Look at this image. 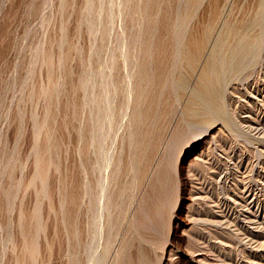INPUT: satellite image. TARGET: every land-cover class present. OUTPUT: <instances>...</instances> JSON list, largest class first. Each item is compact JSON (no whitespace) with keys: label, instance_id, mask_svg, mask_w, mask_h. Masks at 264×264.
Listing matches in <instances>:
<instances>
[{"label":"rangeland","instance_id":"rangeland-1","mask_svg":"<svg viewBox=\"0 0 264 264\" xmlns=\"http://www.w3.org/2000/svg\"><path fill=\"white\" fill-rule=\"evenodd\" d=\"M191 1L0 0V264H264V0ZM204 35L141 152L144 46Z\"/></svg>","mask_w":264,"mask_h":264},{"label":"bare ground","instance_id":"bare-ground-1","mask_svg":"<svg viewBox=\"0 0 264 264\" xmlns=\"http://www.w3.org/2000/svg\"><path fill=\"white\" fill-rule=\"evenodd\" d=\"M187 1V0H186ZM190 1V0H189ZM198 0H192L193 4H195ZM152 0V4H153ZM202 3V2H201ZM231 3V2H230ZM151 4V2H150ZM229 5V0H226L221 14L223 11L226 12V9L228 8ZM192 8V7H191ZM153 10V9H152ZM220 12V11H219ZM227 13V12H226ZM164 14V13H163ZM185 14V13H184ZM151 17V16H150ZM155 17V16H154ZM225 17V16H224ZM163 18V17H162ZM156 19V18H155ZM223 19V17H222ZM151 20V19H150ZM149 21V20H148ZM152 22V21H151ZM154 22V21H153ZM165 23V22H164ZM167 23V22H166ZM155 24V23H154ZM234 25V24H233ZM165 26V25H164ZM169 27V26H168ZM155 28V27H154ZM166 28H164L165 30ZM150 30V29H149ZM152 30V28H151ZM165 31H169V29H166ZM228 31V30H227ZM166 37V36H165ZM151 38V36H150ZM149 38V39H150ZM172 38V37H171ZM168 39V38H167ZM173 39V38H172ZM206 40V35L203 36L201 39H195L193 37H189L187 39L186 44H181L179 47H174V45H167L162 41L161 39H157L154 41L152 40L147 41L146 45L144 46V55L148 56L150 58L149 64L151 65V68L153 65L155 66L156 71L152 72L150 71L149 66L150 65H144L142 68V75L143 78H145L147 81H149V88L145 90L138 89L136 93V100L138 102L143 101L144 109L143 111L140 110L139 112L134 115L136 117V120L141 122L142 124L146 125L145 131L139 135L138 141H137V148L143 152V153H149L153 152L155 149V146L160 138V133H155V136H153L152 133V126H153V121L156 117L158 118H165V116L169 115L170 113V96L169 93L167 95L162 96V92H160V87L161 84L166 80L165 75H164V65L167 59L170 58V55L174 52V54H177L183 58L187 65L190 68L195 67L197 64H200V71H199V80L204 81L208 79V76L211 71V62H210V57L212 55L211 50L205 51L204 54L202 52L205 49V44L204 41ZM183 41V40H182ZM173 46V47H172ZM143 50V49H142ZM203 58L202 62L200 63V58ZM147 60V59H146ZM145 60V61H146ZM184 61V62H185ZM257 66V65H255ZM168 78V77H166ZM165 83V82H164ZM166 84V83H165ZM164 84V85H165ZM162 86L161 88H163ZM163 97L164 105H163V110L160 112H156L152 104L158 99V97ZM211 101V100H210ZM212 103V102H211ZM146 104V105H145ZM137 108V107H136ZM209 109V108H208ZM195 112V111H194ZM206 118H209V115L205 116ZM253 128V127H252ZM259 128V127H258ZM143 129V130H144ZM255 130V129H254ZM257 130V129H256ZM264 132V131H263ZM262 134V133H261ZM227 177V176H226ZM229 177V176H228ZM264 177V176H263ZM260 185V184H259ZM260 188V187H259ZM74 189V188H73ZM249 189V188H248ZM249 194V193H248ZM77 195V194H76ZM76 195L75 193L71 195L70 197V211H69V222L70 225L75 226V219L73 216V206L76 203ZM70 196V195H69ZM253 196V195H252ZM244 197V196H243ZM247 197V196H246ZM245 197V198H246ZM254 197V196H253ZM244 199V198H243ZM256 199V198H255ZM253 200V199H252ZM245 201V200H244ZM251 201V200H250ZM248 202V200H247ZM246 202V204H247ZM250 203V202H249ZM257 203V202H256ZM255 203V204H256ZM260 204V202H259ZM76 206V205H75ZM249 207V206H248ZM255 208V207H254ZM250 209V208H249ZM253 210V209H252ZM258 212V211H257ZM256 212V213H257ZM76 214V213H75ZM260 215V214H259ZM262 217V214H261ZM260 218V217H259ZM263 218V217H262ZM251 219V218H250ZM254 220V219H253Z\"/></svg>","mask_w":264,"mask_h":264}]
</instances>
